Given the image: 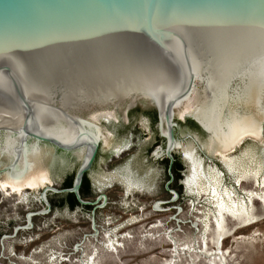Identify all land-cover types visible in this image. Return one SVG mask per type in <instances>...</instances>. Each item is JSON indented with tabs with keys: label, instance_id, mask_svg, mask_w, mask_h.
<instances>
[{
	"label": "water",
	"instance_id": "1",
	"mask_svg": "<svg viewBox=\"0 0 264 264\" xmlns=\"http://www.w3.org/2000/svg\"><path fill=\"white\" fill-rule=\"evenodd\" d=\"M262 98L264 0H0V163L88 150L71 187L51 189L80 205L128 102L156 113L168 185L175 117L208 135L199 122Z\"/></svg>",
	"mask_w": 264,
	"mask_h": 264
},
{
	"label": "rangeland",
	"instance_id": "2",
	"mask_svg": "<svg viewBox=\"0 0 264 264\" xmlns=\"http://www.w3.org/2000/svg\"><path fill=\"white\" fill-rule=\"evenodd\" d=\"M131 104L122 106L87 172L90 194L83 200L90 205L71 210L59 204L63 193L51 190L61 189L75 172L80 151L42 155L48 181L39 190L0 189V264H82L88 255L96 264H208L200 255L188 261L201 237L212 248L211 230L204 225L212 218L213 203L198 187L217 184L239 200L250 189L264 191L250 177L264 176V120L260 137L246 135L230 150L213 153L210 134L175 117L179 145L173 154L182 169L167 185L164 157L152 156L164 143L156 113L137 104L128 108ZM192 165L200 169L198 186L190 182ZM252 205L256 221L221 241L226 264H264V204L254 198ZM184 245L189 249L182 250Z\"/></svg>",
	"mask_w": 264,
	"mask_h": 264
},
{
	"label": "bare ground",
	"instance_id": "3",
	"mask_svg": "<svg viewBox=\"0 0 264 264\" xmlns=\"http://www.w3.org/2000/svg\"><path fill=\"white\" fill-rule=\"evenodd\" d=\"M263 105L264 98L254 102L253 104L243 108L216 124L199 122L208 134H210V152L224 153L230 150L242 137L246 135H255L260 137L262 133V123L264 120ZM160 117L162 120L163 111H160ZM162 132L165 135L167 134L164 129ZM178 145L179 143L177 141L175 147ZM88 155V150H82L80 151L79 157L81 161H83ZM42 158V155H40L7 161L6 164L4 163L5 165L2 168L4 179L0 182V189L2 191H7L8 187H15L19 190L36 191L41 187H44L48 181V177L42 165ZM199 170L200 169L193 165L190 167L189 178L192 184L197 185V182L201 177ZM240 177L246 178L248 175L242 174ZM250 177L255 183H259L260 187H264V176L261 177L259 181H256L257 173L254 172L250 175ZM215 185L217 184L212 186L208 184L205 187L199 185L198 187V191L201 190L203 192V190H206L209 193L213 203L212 218L208 221L205 220L206 223L204 225L205 231L209 228L211 230L210 243L212 248L210 249L207 247V243L204 238L205 236L201 237L198 244L199 250L196 252L197 254L188 255V261H190V263L195 262L198 255H200L208 264H226L224 258L226 251L223 253L220 250L221 241L231 235L237 228L248 226L256 221L257 217L254 213L252 205L254 198H258L259 202L264 204V191L257 192L250 189L246 192V199L239 200L233 197V193L231 191H220ZM228 219L233 221V224L230 226L226 222ZM109 242H111V240ZM189 247L188 245H184L182 250L184 248L189 249ZM92 257V255L86 256V258L82 261V264H96Z\"/></svg>",
	"mask_w": 264,
	"mask_h": 264
},
{
	"label": "trees",
	"instance_id": "4",
	"mask_svg": "<svg viewBox=\"0 0 264 264\" xmlns=\"http://www.w3.org/2000/svg\"><path fill=\"white\" fill-rule=\"evenodd\" d=\"M153 115H154V113H153ZM190 122L193 123L192 121H190ZM164 161L166 163V166H168V160L164 158ZM181 167L182 166H181L180 161L177 158H175V161L172 165V174H173V177L175 180H177L179 178L178 175L182 169ZM73 176H74V173L71 176L67 177L63 181L61 189L71 187ZM79 194H80V197L82 199H84L85 197H87L90 194V186H89V179L87 178V173L83 177L82 184H81L80 189H79ZM62 196L63 197L61 198L59 204L60 203H62V205L66 204L71 210H73L77 206H80V204L78 203V201H77V199L73 193H63ZM87 208H89V207H87Z\"/></svg>",
	"mask_w": 264,
	"mask_h": 264
}]
</instances>
